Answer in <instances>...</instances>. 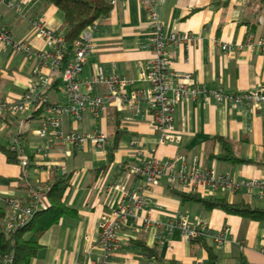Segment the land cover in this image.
Returning a JSON list of instances; mask_svg holds the SVG:
<instances>
[{"label": "crops", "instance_id": "1", "mask_svg": "<svg viewBox=\"0 0 264 264\" xmlns=\"http://www.w3.org/2000/svg\"><path fill=\"white\" fill-rule=\"evenodd\" d=\"M151 8L162 24V34L186 32L193 37L188 46H167L174 57L171 71L190 75L199 87L221 88L230 93L264 87V46L247 45L248 38L264 39V0H153L152 4L144 0H117L108 15L97 21L98 29L90 38L93 50L84 61L80 78H90L94 71L100 70L131 80L125 86L126 92L145 86L138 79V65L149 63L154 56L147 44L152 34ZM34 19L56 32H64V14L55 5L43 0H0V26L6 27L14 39L27 40L32 50L37 51L45 47L31 30ZM223 42L230 43L233 50L223 51L220 47ZM38 64L37 56H27L0 42V102L6 97L20 98L36 82L31 71ZM43 71L47 73L48 69L43 67ZM59 76L57 70L45 92L51 103L65 101ZM105 92L103 85H96L93 90L94 94ZM141 108L137 113L110 106L97 119L85 110L78 121L72 115H63L62 127L66 131H104L105 147L98 149L89 141L65 145L48 136L46 157L36 154V148L44 140L36 134L42 120L40 112L35 114L29 109L0 116V144L20 147L21 155L33 156L24 169L21 164L8 162L0 150V208L4 212L1 222L8 214L5 198L28 199L30 187L45 183L52 167L60 174L70 175L64 200L75 209V214L62 217L41 234L40 246L30 264H99L103 257L97 244L99 220L117 205L122 186L141 193L145 203L126 216L117 233L121 248L111 254L109 264H168L170 260L180 264L196 260L204 264H240L241 257L243 264H264V222L218 208L207 210L199 202L181 199L170 192V185L185 192L193 191L170 182L164 173L157 185L142 190L141 179L128 171V166L137 162L140 151L146 159L173 161L175 169L195 165L236 178H264V105L247 108L201 96L183 99L175 106L173 115V131L180 140L165 143L158 141L149 106ZM17 134L20 136L15 138ZM217 136L229 139L238 156L256 163L213 158L220 151ZM212 197L264 206V199L246 191L229 195L217 191ZM183 214L193 221L202 220L214 234L228 228L221 244L215 243L211 236L205 238L213 258L204 245L186 241L179 229L165 231L172 220ZM146 219L150 222L145 224ZM130 239H144L150 247L160 239L159 259L129 252L125 247Z\"/></svg>", "mask_w": 264, "mask_h": 264}, {"label": "built area", "instance_id": "2", "mask_svg": "<svg viewBox=\"0 0 264 264\" xmlns=\"http://www.w3.org/2000/svg\"><path fill=\"white\" fill-rule=\"evenodd\" d=\"M117 0H110L113 5ZM148 1L150 4L153 0ZM11 4V3H10ZM150 26L152 34L147 40L148 46L153 50L154 56L149 63L140 62L138 65V79L145 86L133 87L129 92L125 86L132 83L131 80L116 74H104L100 70L94 71L90 78L81 79L80 74L84 61L93 50L91 35L97 29V21L88 25L82 31L80 40L74 43L75 54L64 66H62L63 53L66 50V42L63 32H56L43 25L38 19L31 21L32 32L44 42V49L33 51L25 39H14L6 27L0 26V42L8 45L14 51H21L27 56L35 55L40 59V64L35 65L31 73L36 77V82L31 83L20 98L6 97L0 102V116L10 113H23L29 109H40L42 117L41 125L36 134L44 140L36 148V154L46 157L50 146L49 137L56 138L65 145H81L87 141L96 148L103 149L107 142V135L100 129H93L81 133L76 130H64L62 127L63 115H72L75 120L82 118V113L89 110L94 119L104 112L107 107H115L118 110H131L141 112L142 106H149L152 114V125L158 133L159 143L177 142L180 136L173 131L174 108L183 99H212L218 103H230L247 108H258L264 105V87L259 85L245 92L230 93L221 88L199 87L194 84L190 75L175 73L170 70L174 60L168 53L167 46L181 44L188 46L193 37L186 32H172L168 35L161 33L162 24L157 20L153 9H150ZM264 46V39H247V45ZM225 52L233 50L228 42L220 45ZM43 67L48 72L43 71ZM61 77V89L65 97L63 103H51L46 98V89L51 85L53 74L59 68ZM96 85L106 87V92L94 94ZM46 138V139H45ZM137 162L128 166L131 174L141 179L142 190L159 183L160 176L164 173L169 176L170 182H177L193 192H201L213 196L217 191L226 194H235L246 191L254 194L258 199H264V178H236L225 173H216L212 169L201 170L197 166L189 169L184 167L175 169L173 161L161 162L155 157L145 158L138 152ZM21 165L27 163L24 155H20ZM44 188L39 185L31 186L28 199H20L14 196L7 197L4 202L8 214L2 221L3 229L9 233L17 226L26 224L34 212L42 206ZM121 199L116 206L101 215L99 220L100 232L97 244L103 251V257L99 264H109L111 254L121 247L117 236L119 229L124 225L127 215L144 205L145 200L141 193L132 191L126 187H120ZM146 219L144 223H149ZM175 228L179 229L186 241L197 236H211L217 244L224 242L228 228H223L214 234L210 227L202 220H191L187 214L172 220L165 231L171 233ZM10 257L5 255L2 264H9ZM192 264H204L202 260H196Z\"/></svg>", "mask_w": 264, "mask_h": 264}, {"label": "trees", "instance_id": "3", "mask_svg": "<svg viewBox=\"0 0 264 264\" xmlns=\"http://www.w3.org/2000/svg\"><path fill=\"white\" fill-rule=\"evenodd\" d=\"M62 10L64 14V40L66 50L63 53L62 66L71 60L75 54L74 43L81 39L82 31L95 21L105 18L112 8L110 0H43ZM98 29V28H97ZM62 68L58 71L61 72ZM61 81V77L58 78ZM40 109H32V113H39ZM20 135H16L15 138ZM14 138V139H15ZM12 139L13 141H15ZM220 143V151L213 158L230 161L233 163H256L252 159L238 156L233 150L232 142L221 136L215 138ZM16 142H14L15 144ZM13 144V145H14ZM20 147L5 146L0 144V150L5 154L8 162L21 164ZM27 163L22 165L28 168V162L33 160L32 155H27ZM44 188L43 199L45 206L34 212L31 219L22 226H17L7 233L0 221V264L2 258L10 257L9 264H30L39 248L38 239L49 227L67 215H74L75 209L69 207L64 200V194L70 185V175L60 174L56 167H52L50 177L45 183L37 184ZM170 185V184H169ZM170 192L184 200H194L201 203L205 209L218 208L229 214L239 215L244 218L264 222V206L257 207L245 201L229 202L225 197L203 196L198 192H185L170 185ZM0 208V218L4 212ZM206 236H197L190 240L192 243H200L207 248L210 258H213L211 249L206 245ZM123 247V246H122ZM160 239L148 246L144 239H130L125 249L135 254L159 259ZM121 248V247H120ZM119 248V249H120ZM117 251V250H116ZM111 257V256H110ZM168 264H180L170 260ZM240 264H243L242 257Z\"/></svg>", "mask_w": 264, "mask_h": 264}, {"label": "rangeland", "instance_id": "4", "mask_svg": "<svg viewBox=\"0 0 264 264\" xmlns=\"http://www.w3.org/2000/svg\"><path fill=\"white\" fill-rule=\"evenodd\" d=\"M29 113V112H28ZM198 220H200V219H198Z\"/></svg>", "mask_w": 264, "mask_h": 264}]
</instances>
